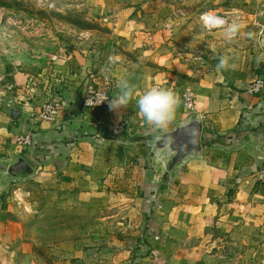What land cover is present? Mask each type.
Segmentation results:
<instances>
[{"label":"crops","instance_id":"obj_1","mask_svg":"<svg viewBox=\"0 0 264 264\" xmlns=\"http://www.w3.org/2000/svg\"><path fill=\"white\" fill-rule=\"evenodd\" d=\"M165 1L176 0H109L114 6L108 13L116 17L112 33L88 53L76 48L64 55L54 68L62 85L51 96L45 95L60 100L56 122L41 121V106L30 98L18 110L16 121L0 120L1 160L23 157L35 171L34 180L61 196L70 194L75 202H82L83 209H95L101 215L99 239L74 244L67 242L71 237L55 234L50 238L57 243L55 250L43 264H184L226 245L248 246L255 236L264 241V180H260L264 175V95L245 93L256 77L264 76V0H245L244 10L237 0L225 12L213 10L219 17L247 19L248 28L240 31L238 40L234 35L224 43L229 54L223 58L231 68L215 75L216 84L207 79L195 92L193 113L203 125L200 157L180 167L162 189L157 186L160 173L151 174L147 166L149 148L134 142L135 135L160 129L147 124L132 102L119 112L83 106L85 86L101 60L98 55L106 59L110 50L121 62L112 98L119 92L122 75L139 93L144 85L143 59L147 56L151 64L157 57L160 2L164 6ZM197 11L204 19L213 12L205 7ZM207 55V49H199L198 56ZM36 93L29 95L43 96ZM188 116L176 109L175 119L160 132L172 130ZM122 123L128 124L129 132L112 137L107 125ZM29 134L32 145L19 148L15 137ZM7 187L0 188V203ZM118 224H130L131 230L123 235ZM6 225L0 218V264H32L19 253L20 246L16 250L15 245L12 249L4 245L13 240ZM150 250H156L159 262L153 261ZM252 253L264 256V242L257 250L246 248V255Z\"/></svg>","mask_w":264,"mask_h":264},{"label":"rangeland","instance_id":"obj_2","mask_svg":"<svg viewBox=\"0 0 264 264\" xmlns=\"http://www.w3.org/2000/svg\"><path fill=\"white\" fill-rule=\"evenodd\" d=\"M108 2L109 0H0L1 121H16L15 115L26 105L28 98L31 101L37 99L41 107L53 99L46 95L49 93L51 96L62 85L59 82L60 75L54 70L59 59L72 54L76 48L88 53L97 47L96 42L100 44V41H104L112 33L116 17L108 13L114 6ZM233 2L235 0H176L165 1L164 6L160 2L157 57L151 64L150 59L147 62V56L143 59L144 85L139 93L154 86L171 88L179 98L177 110L183 109L187 116L190 115L185 108L184 94L190 91L195 95L196 90L207 79L212 78L210 83H217L215 75L218 76V72L227 71L232 66L228 64L225 70L219 71L216 68L223 54H229L224 52V43L231 42L234 35L238 40L240 31L245 33L248 28L245 18L219 17L214 13L213 10H229ZM237 2L243 10L248 6L245 0ZM204 7L213 11L205 19L213 16L225 19V23L220 27L207 26L204 20V28L201 23L204 17L197 16V9ZM174 22L180 25L172 24ZM233 25L237 28L229 38L228 29ZM204 44L208 48H204ZM214 44L218 47L215 50ZM199 49H207V58L198 56ZM105 54V60L98 55L101 60L94 66L95 72L92 71L91 75L108 80V89L113 92L121 62L114 57L115 51H106ZM209 55H212L211 58H208ZM109 57H113L111 70L106 69ZM36 92H42L43 96L34 95L31 98L30 95ZM131 102L136 107L135 101ZM159 133L160 130H156L154 134ZM137 135L145 136L149 133ZM16 138L17 136L15 143ZM16 145L19 147L17 143ZM34 179L35 177L24 182H10L3 190L0 218L8 224L7 232L13 237L5 246L12 249L15 245L16 250L20 246L22 250L19 248L18 251L24 253L27 263L43 264L48 262L47 254L55 250L57 243L50 239L55 234L71 237V241L68 239L67 242L74 244L86 245L88 238L91 241L99 239L102 225L99 224L101 215L98 210L83 209L82 202H75L70 194L61 196L49 185ZM125 226L127 225L118 224V231ZM128 226L131 227L130 224ZM263 242L255 236L248 246L226 245L224 250L218 249V252L209 253L205 257L195 256L192 261L184 260L183 263L264 264V256L258 257L254 253L252 256L246 255L247 247L257 250L258 245ZM179 257L185 259L182 255Z\"/></svg>","mask_w":264,"mask_h":264},{"label":"water","instance_id":"obj_3","mask_svg":"<svg viewBox=\"0 0 264 264\" xmlns=\"http://www.w3.org/2000/svg\"><path fill=\"white\" fill-rule=\"evenodd\" d=\"M203 125L201 117L191 113L188 118L167 132L135 135L134 142L149 148L147 166L151 174L160 173L157 186L162 189L186 162L199 158L202 152ZM34 169L21 156L0 160V188L10 182H24L33 178Z\"/></svg>","mask_w":264,"mask_h":264},{"label":"built area","instance_id":"obj_4","mask_svg":"<svg viewBox=\"0 0 264 264\" xmlns=\"http://www.w3.org/2000/svg\"><path fill=\"white\" fill-rule=\"evenodd\" d=\"M206 25H215V26H222L225 23V19L217 18V17H207L206 19ZM218 20V21H216ZM222 21V22H221ZM106 69L111 70L112 64L109 63V61L106 63ZM109 83L108 80L100 79L97 77H92L88 83L85 86L84 92H83V106L85 109L93 110V111H107L109 109V100L112 99L110 93L111 91L108 89ZM245 93L248 96H258V95H264V76L256 77L247 87L245 90ZM97 94H99L101 99H108L100 104L97 105L99 102L98 100L96 103H87V101L90 98L96 97ZM195 95L193 92H186L184 94V103L185 108L189 113L194 112V102H195ZM61 109V103L60 100L52 99L46 104H44L41 109L38 112L39 119L45 123H54L56 122L59 112ZM103 124V122H102ZM108 130L112 137H118L122 136L129 132L128 124L122 123L119 125H107ZM16 143L21 147L22 149H25L27 147H30L33 143V137L32 135H17ZM260 180H264V175L260 176ZM130 226H125L122 230L120 229L121 234L125 235L129 230ZM157 241H159V238H156ZM150 254L153 258L154 262H159L158 259V253L156 250H150Z\"/></svg>","mask_w":264,"mask_h":264},{"label":"clouds","instance_id":"obj_5","mask_svg":"<svg viewBox=\"0 0 264 264\" xmlns=\"http://www.w3.org/2000/svg\"><path fill=\"white\" fill-rule=\"evenodd\" d=\"M222 22V21H221ZM237 26L233 25L228 29V37L235 34ZM113 62V57H109V63ZM227 60L221 58L217 64V70L226 69ZM118 94L109 100V108L119 112L131 101H135L139 115L144 121L154 129L166 130L167 126L175 119L176 109L179 103L178 95L171 88L151 87L143 93L137 94L136 86L130 82L126 75H122L118 82ZM100 104L108 99H101L99 94L90 98L87 103Z\"/></svg>","mask_w":264,"mask_h":264},{"label":"trees","instance_id":"obj_6","mask_svg":"<svg viewBox=\"0 0 264 264\" xmlns=\"http://www.w3.org/2000/svg\"><path fill=\"white\" fill-rule=\"evenodd\" d=\"M121 137H124V135H122Z\"/></svg>","mask_w":264,"mask_h":264},{"label":"bare ground","instance_id":"obj_7","mask_svg":"<svg viewBox=\"0 0 264 264\" xmlns=\"http://www.w3.org/2000/svg\"><path fill=\"white\" fill-rule=\"evenodd\" d=\"M216 21H218V20H216Z\"/></svg>","mask_w":264,"mask_h":264}]
</instances>
